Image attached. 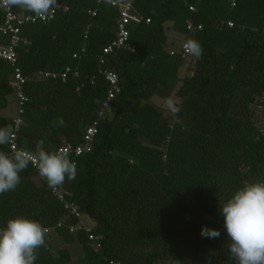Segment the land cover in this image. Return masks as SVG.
<instances>
[{"label": "trees", "instance_id": "1", "mask_svg": "<svg viewBox=\"0 0 264 264\" xmlns=\"http://www.w3.org/2000/svg\"><path fill=\"white\" fill-rule=\"evenodd\" d=\"M131 1L141 19L130 28L134 53L120 50L100 65L118 18L104 0H57L53 21L21 28L28 44L17 50V67L29 79L19 149L35 152L40 140L46 151L76 147L98 122L91 152L68 156L77 165L75 180L58 188L99 240L56 229L58 222L76 220L32 165L14 190L0 195V227L23 216L53 230L35 264H72L66 248L54 250L55 239L80 246L76 264H233L219 205L245 183L264 181V125L253 111L264 113V0H235L234 8L228 0ZM187 22L195 30L188 31ZM167 23L184 36L182 42L191 38L203 48L201 59L188 57L192 68L177 88L168 84L177 83L186 59L167 51ZM6 43L0 34V44ZM66 67L80 77L32 79L39 72L59 75ZM99 71L114 73L119 89L102 118L109 83ZM11 73L0 60V112L12 95ZM167 89L175 90L178 114L166 116L151 104ZM58 117L65 126H53ZM9 124L14 127L13 119L0 117V127ZM0 151L11 154L8 145ZM202 229L220 236H202Z\"/></svg>", "mask_w": 264, "mask_h": 264}, {"label": "clouds", "instance_id": "2", "mask_svg": "<svg viewBox=\"0 0 264 264\" xmlns=\"http://www.w3.org/2000/svg\"><path fill=\"white\" fill-rule=\"evenodd\" d=\"M3 7L17 8L47 21L52 18L57 0H0ZM186 55L202 58L203 48L194 39L183 43ZM166 108L178 114L180 108L171 99ZM53 126H65L63 117L52 121ZM16 131L9 124L0 127V146L12 144ZM44 141H37L35 152L18 149L11 154L0 151V195L14 190L21 182L20 173L29 165L35 167L49 188L56 190L66 181H73L77 165L60 150L46 151ZM226 230L227 250L233 264H264V181L245 183L223 205H219ZM202 236L218 238L219 231L202 229ZM47 229L38 221L23 216L8 219L0 227V264H35L38 249L46 244Z\"/></svg>", "mask_w": 264, "mask_h": 264}, {"label": "built area", "instance_id": "3", "mask_svg": "<svg viewBox=\"0 0 264 264\" xmlns=\"http://www.w3.org/2000/svg\"><path fill=\"white\" fill-rule=\"evenodd\" d=\"M97 4H100L103 0H95ZM230 4V8H234L236 3L235 0H228ZM106 4H108L112 8H116L118 10V18L116 21V32L115 38L112 40L108 45H106L101 51V57L99 58V63L102 65L104 63V57H107L115 52L120 50H125L130 53L135 52V47L130 44V28L133 25H137L140 23L141 19L135 12L132 7L131 0H104ZM190 11H194L193 8H189ZM59 11V7L56 6L54 14L51 19L47 21H42L37 18H33L30 14L24 13H15L13 9H8L0 4V15L2 17L0 23V34L1 36L7 39L6 44H0V60L6 62L12 68V73L10 76L9 86L12 89V95L14 96L16 102V115L13 118V125L16 131L14 140L12 144L8 145L10 152H14L19 149L17 144V132L20 127L23 125V109L24 105L27 102V98L24 94V86L28 83L29 79L25 77L21 70L17 67V50L20 47H24L28 44L27 40L21 35V28L27 24H35V23H43L47 24L54 20L57 12ZM94 15V14H93ZM227 26L229 28L232 27V23L228 22ZM200 30L201 27L198 26L196 28ZM187 30L193 31L195 30L194 26L187 22ZM87 33H84V39H86ZM183 43H181L180 50L178 53L184 59H187L189 56L185 54L183 49ZM84 50H82L83 52ZM177 52L170 51V55H174ZM76 55L73 56L75 58ZM102 73L105 80L109 83V89L107 91V98L101 104L100 111L98 113V118L104 117L106 112L109 110L110 106L109 103L114 99L115 95L118 94L119 89L117 87V76L112 72H100ZM60 77L61 80H67L68 78L78 79L80 77V73L76 70H72L69 67H66L61 74H53L50 72H39L33 75V80H44L49 78H56ZM261 108V107H259ZM98 133V122H93L90 126L85 129L83 134L82 142L76 147H72L71 145H64L63 147L59 148L58 150L66 153L68 156L73 154L75 157H79L81 155L90 153L93 146V141L95 136ZM33 167V166H32ZM36 171L37 169L33 167ZM38 173V171H37ZM39 175V174H38ZM47 188L50 190L51 194L55 197V199L63 205V209L65 210L66 214L76 220L74 224H68L65 226L63 222H58L56 224V229L61 227H66L68 233L71 235H76L78 232H84L88 234V239L92 242H96L99 240L98 237H95L90 234V227H88L84 220L83 216L79 208L74 205L73 203L67 202L65 199L64 192L57 188L53 190L49 188L46 181ZM52 229H47V235H50ZM99 248L98 244H95L94 250ZM110 264H114L110 262Z\"/></svg>", "mask_w": 264, "mask_h": 264}, {"label": "rangeland", "instance_id": "4", "mask_svg": "<svg viewBox=\"0 0 264 264\" xmlns=\"http://www.w3.org/2000/svg\"><path fill=\"white\" fill-rule=\"evenodd\" d=\"M165 26H166V30H167L166 31L167 51L178 52L180 50L181 43H182V40L184 39V36L177 33V32L172 31L171 30V26H172L171 23H167ZM191 68H192L191 61L189 60V58H187L185 60V63L183 64V66L179 70L177 83L171 82L168 84V86L172 87V88H174L173 86H175L176 88L178 86H180L181 80L184 77H186L187 75H189ZM167 92H168V94H164L161 97L156 96V97L152 98L151 104L154 107L160 109L163 113H165L166 116H170L173 113L170 112L166 108L165 100L167 98H171L176 104H178V100L174 97V92H175L174 89L173 90L167 89ZM14 110H15V112L14 111L13 112L1 111L0 115L5 116V115H8V113H9L10 115L14 116V114L16 115L15 106H14ZM253 111L255 113V118H256L257 123H260L261 127H263V125H264V113L260 114V110L258 108H256L255 110L253 108ZM83 220L88 227H91V223L87 218H84ZM53 248H54V250L66 248L69 252L70 257H71L72 264H76L78 258L82 255L81 248L79 245L76 244V245H72V246H64L59 239H55V242L53 244ZM173 264H192V263L190 260L185 259V260L179 261L177 263H173Z\"/></svg>", "mask_w": 264, "mask_h": 264}, {"label": "crops", "instance_id": "5", "mask_svg": "<svg viewBox=\"0 0 264 264\" xmlns=\"http://www.w3.org/2000/svg\"><path fill=\"white\" fill-rule=\"evenodd\" d=\"M8 103H9L8 107L5 110H3V111H7V112L8 111L9 112H13L14 111L15 112L14 106H15V109H16V102H15V99H14V96L13 95H11L10 97H8ZM14 116H15V114H14ZM14 116L10 115L9 113H8V115H5V116H1L0 115V117H2V118H11V119H13Z\"/></svg>", "mask_w": 264, "mask_h": 264}]
</instances>
